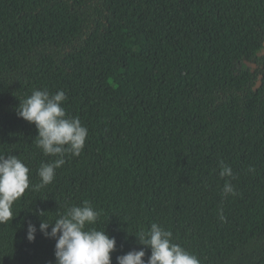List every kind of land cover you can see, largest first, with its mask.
<instances>
[{"label": "trees", "instance_id": "obj_1", "mask_svg": "<svg viewBox=\"0 0 264 264\" xmlns=\"http://www.w3.org/2000/svg\"><path fill=\"white\" fill-rule=\"evenodd\" d=\"M45 89L65 92L88 136L37 188L41 164L58 157L17 109ZM9 154L29 167L30 187L0 223V264H55L39 225L84 201L100 212L86 228L116 238L112 264L134 249L147 261L135 235L152 223L201 264H264V0H0ZM225 182L236 195H223Z\"/></svg>", "mask_w": 264, "mask_h": 264}, {"label": "clouds", "instance_id": "obj_2", "mask_svg": "<svg viewBox=\"0 0 264 264\" xmlns=\"http://www.w3.org/2000/svg\"><path fill=\"white\" fill-rule=\"evenodd\" d=\"M66 100L63 90L50 94L45 90H33L31 95L20 101L17 115L35 125L38 135L37 147L48 156L58 157L51 163H42L38 176L41 178L37 188L53 182L56 169L65 163V155H80L88 136V129L77 117H69L62 106ZM221 178L231 177L232 168L220 164ZM253 171L254 169H249ZM29 167L16 155H0V223L14 218L13 204L30 187ZM223 195H236L234 186L225 182ZM39 215L45 216L44 212ZM221 219H223L221 211ZM100 212L88 201L82 206L68 208L66 214L49 222L41 221L39 231L47 238L55 239V264H112L111 253L116 250V238L105 230L86 228L97 222ZM50 229V231H49ZM37 228L29 223L27 239L35 240ZM172 232L157 223L150 230L135 235L138 242L151 249L145 261L143 249L132 250L116 257L117 264H201L197 256L177 243L172 242Z\"/></svg>", "mask_w": 264, "mask_h": 264}, {"label": "rangeland", "instance_id": "obj_3", "mask_svg": "<svg viewBox=\"0 0 264 264\" xmlns=\"http://www.w3.org/2000/svg\"><path fill=\"white\" fill-rule=\"evenodd\" d=\"M251 69H253L254 67H252V66H249Z\"/></svg>", "mask_w": 264, "mask_h": 264}]
</instances>
